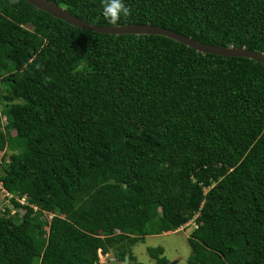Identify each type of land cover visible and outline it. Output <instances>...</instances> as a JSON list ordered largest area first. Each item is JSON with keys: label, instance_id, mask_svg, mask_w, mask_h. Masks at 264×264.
<instances>
[{"label": "trees", "instance_id": "obj_1", "mask_svg": "<svg viewBox=\"0 0 264 264\" xmlns=\"http://www.w3.org/2000/svg\"><path fill=\"white\" fill-rule=\"evenodd\" d=\"M47 1L117 26L102 0ZM126 4L119 26L264 55V0ZM1 190L22 215L0 212V264H141L132 246L189 222L186 264H264V66L0 0Z\"/></svg>", "mask_w": 264, "mask_h": 264}, {"label": "water", "instance_id": "obj_2", "mask_svg": "<svg viewBox=\"0 0 264 264\" xmlns=\"http://www.w3.org/2000/svg\"><path fill=\"white\" fill-rule=\"evenodd\" d=\"M22 1L26 2L28 5L32 6L33 8L46 13L52 18L58 19L80 30L100 33V34L114 35V36H119V35L160 36L167 39H171L201 54L214 55L219 57L245 58V59L257 61L264 66V55L247 50L245 48L216 47V46L206 45L199 41L186 37L184 35L178 34L170 29H166L151 24L115 26V27L94 26L75 17L65 9L47 0H22ZM123 264H129L128 256H125ZM168 264H176V261L169 262Z\"/></svg>", "mask_w": 264, "mask_h": 264}, {"label": "rangeland", "instance_id": "obj_3", "mask_svg": "<svg viewBox=\"0 0 264 264\" xmlns=\"http://www.w3.org/2000/svg\"><path fill=\"white\" fill-rule=\"evenodd\" d=\"M6 209L9 210L10 215H14L17 212L22 215V211H17L12 203L9 202V197L1 190L0 212ZM194 228V223L189 222L186 226L175 232L145 237L143 242H139L131 247L132 254L137 259V262L141 264H155V261L149 257L147 249L160 247L164 251L163 256L169 262L176 261V264H186L190 256V246L187 242V238ZM98 258L99 264H122L114 259L111 252L108 254L99 253Z\"/></svg>", "mask_w": 264, "mask_h": 264}, {"label": "clouds", "instance_id": "obj_4", "mask_svg": "<svg viewBox=\"0 0 264 264\" xmlns=\"http://www.w3.org/2000/svg\"><path fill=\"white\" fill-rule=\"evenodd\" d=\"M102 3V15L113 25L119 26L122 18L128 17L131 14L130 8L126 4V0H102Z\"/></svg>", "mask_w": 264, "mask_h": 264}, {"label": "crops", "instance_id": "obj_5", "mask_svg": "<svg viewBox=\"0 0 264 264\" xmlns=\"http://www.w3.org/2000/svg\"><path fill=\"white\" fill-rule=\"evenodd\" d=\"M171 233V232H170Z\"/></svg>", "mask_w": 264, "mask_h": 264}]
</instances>
